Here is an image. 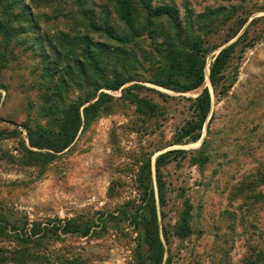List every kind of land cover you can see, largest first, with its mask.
Returning a JSON list of instances; mask_svg holds the SVG:
<instances>
[{"label": "rangeland", "instance_id": "1", "mask_svg": "<svg viewBox=\"0 0 264 264\" xmlns=\"http://www.w3.org/2000/svg\"><path fill=\"white\" fill-rule=\"evenodd\" d=\"M87 1L86 7L95 10L98 20L107 17L118 29L121 23L109 0ZM25 2L36 15L38 28L15 24L7 43L0 35L4 58L0 63V217L14 223L23 220L28 228L75 218L89 221L101 232L61 234L42 245H30L27 249L37 260L30 258L25 264H137L139 235L122 210L139 199L137 174L149 158L162 239V226L177 222L184 199L192 204V232L172 238L174 264H264V0H153L176 5L184 23L192 16L193 33L207 48L204 85L177 92L154 83L155 68L148 55L156 57L155 49L161 47L146 34L128 45L134 50L125 72L129 81L117 90H100L112 100L60 152L31 146L26 125L58 132L61 107L83 95L84 89L74 86L61 100L53 98L57 105L53 112L44 110L51 80L42 74L40 41L52 53L53 41L48 39L59 31L85 32V17L77 0ZM219 7L224 9L207 24L201 20L203 13ZM244 32L245 41L229 68L236 79L228 93L217 95L209 79L211 62ZM91 36L108 39L103 33ZM115 69L118 59L110 57L108 75ZM206 86L211 108L200 139L175 143L176 133L193 116L192 99ZM143 100L156 103V109ZM171 149L185 153L162 169L163 218L155 161ZM31 150L52 152L55 157L44 162ZM110 213L118 214V222L107 217ZM24 245L14 233H0V264H21L4 255Z\"/></svg>", "mask_w": 264, "mask_h": 264}, {"label": "trees", "instance_id": "2", "mask_svg": "<svg viewBox=\"0 0 264 264\" xmlns=\"http://www.w3.org/2000/svg\"><path fill=\"white\" fill-rule=\"evenodd\" d=\"M31 1L37 4L47 0ZM77 1L81 4V12L85 17L83 27L86 31L75 32L73 35L59 31L51 36L52 38L48 40L53 41L52 53L46 50L43 40L40 41L44 64L42 74L51 80L48 82L51 93L44 95L46 100L44 110L53 112L54 107H57L52 102L53 98L61 100L74 86L80 90L84 89V93L61 107L58 132L52 133L43 126H37L35 129L26 125L33 147L63 151L74 141L81 128L90 126L99 116L102 107L112 100L110 94L100 90L103 88L117 90L129 81L125 72L129 65L128 59L134 50L129 49L128 45L135 41L138 43L146 34L152 44L156 43L161 47L155 49L156 57H153L152 53L148 55V61L155 68L152 79L154 83L177 92H186L202 87L205 82L207 48L203 39L193 33L192 16L184 23L176 5L154 4L153 0H109L121 23L116 29L107 17L98 20L95 10L86 7L87 0ZM15 8L18 10L15 11ZM223 9L224 7L210 9L200 16L201 20L207 24V20H212ZM163 22L167 23L168 30L161 26ZM23 23H28L34 29L38 28L36 15L32 14L30 5L25 0H0V35L5 38V43L11 39V31L15 29V24L22 26ZM93 32L103 33L108 39H94L91 36ZM245 35L246 32L222 48L211 62L209 79L217 95L228 93L236 79V75L230 74L229 68L239 46L245 41ZM158 38L163 40L157 42ZM110 57L118 59V69L112 71L111 76L107 73ZM2 61L4 58L0 56V63ZM192 100L193 116L176 133L174 142L177 144L198 141L209 116L211 93L207 86ZM141 102L151 110L156 109V103L147 100ZM30 152L44 162H50L55 157L52 152L33 150ZM184 153L183 149H171L156 157V184L163 218L166 217L163 210L166 200L162 169L166 163ZM137 183L139 199L128 205V207L132 205L130 209L122 210L125 216H130L139 235L137 264H174L170 249L172 238H185L192 232V204L189 199H184V206L177 222L171 227L167 224L162 226V239L151 158L141 165ZM107 217L118 222V214L110 213ZM9 232L14 233L17 240L25 245L16 252L5 254L4 258L11 256L21 264L27 263L30 258L32 261L37 260L31 257L33 253L27 249L30 245H42L47 239L57 238L61 234L101 235L100 231L93 229V224L89 221L81 222L75 218L53 221L46 225L34 224L28 228L23 220L14 223L5 216L0 217V233ZM165 243L169 246L167 250Z\"/></svg>", "mask_w": 264, "mask_h": 264}]
</instances>
